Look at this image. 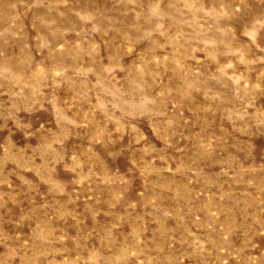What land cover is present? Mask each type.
I'll list each match as a JSON object with an SVG mask.
<instances>
[{"label":"rangeland","instance_id":"1","mask_svg":"<svg viewBox=\"0 0 264 264\" xmlns=\"http://www.w3.org/2000/svg\"><path fill=\"white\" fill-rule=\"evenodd\" d=\"M0 264H264V0H0Z\"/></svg>","mask_w":264,"mask_h":264}]
</instances>
